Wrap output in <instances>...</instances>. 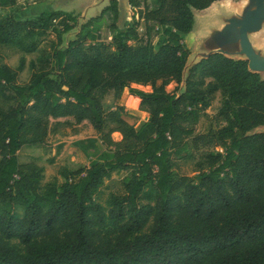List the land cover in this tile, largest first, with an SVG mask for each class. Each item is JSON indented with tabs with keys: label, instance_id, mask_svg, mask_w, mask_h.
<instances>
[{
	"label": "trees",
	"instance_id": "1",
	"mask_svg": "<svg viewBox=\"0 0 264 264\" xmlns=\"http://www.w3.org/2000/svg\"><path fill=\"white\" fill-rule=\"evenodd\" d=\"M153 1L155 9L128 0L143 7L141 37L132 27L117 30L111 0L102 10L113 14L109 44L79 32L61 47L76 25L70 13L0 17L1 46L33 53L39 35L53 32L56 40L38 63L29 62L25 84H16L24 58L17 69L0 66L8 103L0 105V264H264V79L247 61L215 53L183 80L193 10L220 0ZM16 2L0 0V8ZM155 28L162 29L156 49ZM169 82L184 85L168 93ZM130 83L151 88L129 97L148 115L137 129L101 103ZM218 93L212 127L196 133ZM64 118L87 121L107 151L73 174L61 170L64 182L42 189L43 168L19 163L17 153L43 144ZM178 159H195L196 175L177 177ZM125 171L105 209L95 194L111 173Z\"/></svg>",
	"mask_w": 264,
	"mask_h": 264
},
{
	"label": "rangeland",
	"instance_id": "2",
	"mask_svg": "<svg viewBox=\"0 0 264 264\" xmlns=\"http://www.w3.org/2000/svg\"><path fill=\"white\" fill-rule=\"evenodd\" d=\"M17 0L15 6L8 8H0V17L8 15L15 16L21 20L33 19L40 12L47 10L60 11L65 14L70 13L75 17V28L63 36L61 47H65L70 40H73L76 35L91 33L96 39L95 44H109L115 31L110 30L109 26L114 22L113 14L110 11L102 13L109 5L111 0ZM120 2V11H118V19L115 22L117 30H126L127 27L135 29L141 37H144L145 30L140 16L143 13V7L132 8L128 4V0H118ZM246 1V0H244ZM232 0H220L215 3L217 9L220 11L218 16L209 19L208 28H202L198 31L197 17L207 15L214 8L206 11H194V24L190 34L183 37V42L190 52V56L186 63V68L183 73V80L187 75V69L193 62L197 61L201 55L207 53V48L210 44L206 43L210 40L211 30L221 28L223 20L231 15L240 14L242 8H239V3ZM100 7L99 13L94 14L90 5ZM153 0H147V6L152 8ZM228 3L237 8V13H229L223 10V6ZM67 9L68 11H65ZM101 11V12H100ZM60 30L59 28L56 29ZM162 29L155 28L152 32V44L157 48V42L162 39ZM37 49L33 53H24L19 48L12 46L0 45V66L7 65L12 69H17L19 60L25 59L24 68L18 72L16 84H25L29 81L31 70L29 69V62L34 61L38 63L42 56H46L51 52L54 46L55 34L48 32L44 35H39L36 39ZM255 50L261 51L264 55V27L261 31L251 34L249 38ZM235 47L229 46V51H235ZM235 59L244 60L243 57L236 56ZM264 79V73L259 74ZM161 81L157 82L160 85ZM183 83L180 85L174 82H169L165 87L168 93L178 94L183 88ZM134 91L150 92L149 85H139L130 83L115 97L111 92L105 93L101 96V103L106 111L116 110L126 123L137 129L139 125L146 121V114L138 105L131 102L129 97H134ZM136 98V97H134ZM221 102V95L218 93L212 101L210 107L201 114L199 122L195 125L196 133H205L212 127V117L216 114ZM0 105L7 107L8 103L0 96ZM62 125L48 134L45 142L41 145L23 147L17 153L19 163L34 162L43 168V179L41 181L42 189L48 184L60 185L64 182L59 175L61 170H66L69 174L75 171L87 168L89 164L96 160L99 155L106 150L100 141V136L92 129L87 121L81 124H75L71 118L60 119ZM264 131V128L259 129ZM114 140H119L118 134L112 135ZM195 159H178L174 164V172L177 177L186 176L194 177L196 175L194 169ZM128 172H114L110 177L103 180L95 194V200L101 204L105 209L108 208V201L111 194H119L121 190V180ZM148 231V229L146 230ZM15 243V242H14Z\"/></svg>",
	"mask_w": 264,
	"mask_h": 264
},
{
	"label": "water",
	"instance_id": "3",
	"mask_svg": "<svg viewBox=\"0 0 264 264\" xmlns=\"http://www.w3.org/2000/svg\"><path fill=\"white\" fill-rule=\"evenodd\" d=\"M263 27L264 0H247L240 14L225 18L221 28L211 30L210 40L206 42L210 44L207 53L193 64L218 53L232 59L236 56L243 57L250 72L264 73V55L255 50L249 40L251 34L261 31ZM229 46H236L235 51H229Z\"/></svg>",
	"mask_w": 264,
	"mask_h": 264
},
{
	"label": "bare ground",
	"instance_id": "4",
	"mask_svg": "<svg viewBox=\"0 0 264 264\" xmlns=\"http://www.w3.org/2000/svg\"><path fill=\"white\" fill-rule=\"evenodd\" d=\"M247 4V0L244 1V0H241V2L239 3V8H244ZM214 7L211 12L207 15H203V16H198L196 19H197V23H198V31L201 32L202 31V28H208V21L209 19H212L214 18L215 16L217 17L218 16V13H220V11L222 10H218L215 3L210 7L212 8ZM236 6L234 5H231V4H228L226 3L224 6H223V10L229 12V13H237V8ZM209 8V9H210ZM238 8V9H239ZM208 10V9H207ZM206 11V10H205Z\"/></svg>",
	"mask_w": 264,
	"mask_h": 264
},
{
	"label": "crops",
	"instance_id": "5",
	"mask_svg": "<svg viewBox=\"0 0 264 264\" xmlns=\"http://www.w3.org/2000/svg\"><path fill=\"white\" fill-rule=\"evenodd\" d=\"M97 1H98V0H96L95 2H97ZM116 1H117V3H118V5H117V7H118V11H120V7H119V6H120V2H119L118 0H116ZM95 5H96V3H95L94 5H90V6L88 7V9H89V8L94 9V10H93L94 14H97V13H99L100 7H95ZM152 5H153V6H152L151 9H155V8L157 7V5H156L155 3H153ZM104 7H105V6H104ZM104 7L101 9V11L104 9ZM47 11H54V10H47ZM65 11H68V10L65 9ZM101 11H100V12H101ZM194 11H195V10H193V13H194ZM43 12H44V11H43ZM40 13H42V12H40ZM40 13H39V14H40ZM68 33H69V32H68ZM66 34H67V33H66ZM64 35H65V34H64ZM64 35H63V36H64ZM62 38H63V37H62ZM145 114H146V116H147V118H148L147 113H145ZM147 118H146V120H147Z\"/></svg>",
	"mask_w": 264,
	"mask_h": 264
}]
</instances>
